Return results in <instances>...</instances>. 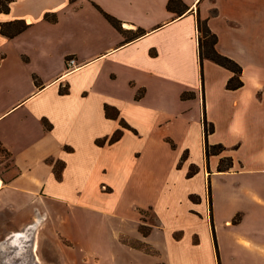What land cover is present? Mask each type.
<instances>
[{"label": "crops", "instance_id": "crops-1", "mask_svg": "<svg viewBox=\"0 0 264 264\" xmlns=\"http://www.w3.org/2000/svg\"><path fill=\"white\" fill-rule=\"evenodd\" d=\"M168 1L0 12L27 25L0 32V230L38 228L50 264H264V0ZM197 17L242 86L210 59L200 71Z\"/></svg>", "mask_w": 264, "mask_h": 264}, {"label": "trees", "instance_id": "trees-1", "mask_svg": "<svg viewBox=\"0 0 264 264\" xmlns=\"http://www.w3.org/2000/svg\"><path fill=\"white\" fill-rule=\"evenodd\" d=\"M11 0H0V12H8L9 10V3ZM179 0H169L167 4V8L169 10L175 9L177 6ZM104 17L107 19L109 23H111L114 27L120 28L118 20H116L113 16L103 12ZM46 19H50L51 21H55V17H50L48 14L44 16ZM26 24L24 23L23 20H14L6 23H2L0 25V32L7 36V37H12L13 35L17 34L18 32L22 31L23 29L26 28ZM196 28H197V33H198V45H197V51H198V60H199V66H200V71L202 70V62L204 59H210L213 62L231 70L234 75L230 77L226 83V87L228 89H235L240 86H242L243 82L240 78L241 74V67L232 59L229 57L220 54L216 48V35L211 32V30L208 28L206 22L199 17L196 18ZM61 92V90H60ZM141 95V93H139ZM182 97H185V94H182ZM104 111L105 115L107 117L111 118H116L117 117V111L116 109L104 105ZM203 131H204V136H206L209 132H212L213 126L212 124H207L205 118H203ZM123 127H127L125 124L122 123ZM122 131L121 129H117L111 138L109 139V142H113L117 140ZM102 142V141H100ZM97 141V143H100ZM221 145H214L211 147H208L207 145L205 146V155L208 156L210 153H217L221 149ZM228 160L227 165H223V161L225 159H221L218 169L219 170H225L228 168L230 165V158H226ZM142 233L146 234V230L141 228Z\"/></svg>", "mask_w": 264, "mask_h": 264}, {"label": "rangeland", "instance_id": "rangeland-1", "mask_svg": "<svg viewBox=\"0 0 264 264\" xmlns=\"http://www.w3.org/2000/svg\"><path fill=\"white\" fill-rule=\"evenodd\" d=\"M4 156V151L0 147V161ZM227 163L228 160L225 159L223 165H227ZM206 186L209 189L208 182ZM190 198L194 200L196 196H190ZM149 212L146 210L145 214L148 215ZM239 218L240 214L237 213L232 221L237 222ZM23 233L22 237L15 235L8 238L0 230V264H50L51 260L47 255L52 242L48 241V237L40 232L38 233V228Z\"/></svg>", "mask_w": 264, "mask_h": 264}, {"label": "built area", "instance_id": "built-area-1", "mask_svg": "<svg viewBox=\"0 0 264 264\" xmlns=\"http://www.w3.org/2000/svg\"><path fill=\"white\" fill-rule=\"evenodd\" d=\"M65 64L67 70L73 69L75 67V59L73 57H68L65 60ZM2 186H3V182L0 179V189L2 188Z\"/></svg>", "mask_w": 264, "mask_h": 264}]
</instances>
